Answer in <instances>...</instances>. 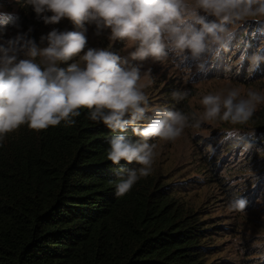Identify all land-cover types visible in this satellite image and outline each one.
Listing matches in <instances>:
<instances>
[{
    "label": "trees",
    "instance_id": "1",
    "mask_svg": "<svg viewBox=\"0 0 264 264\" xmlns=\"http://www.w3.org/2000/svg\"><path fill=\"white\" fill-rule=\"evenodd\" d=\"M258 23L253 32L256 37H252L253 33L249 37L236 33L246 42H234L227 55L232 58L235 53L231 67L240 59V72H253V77L258 75L253 55L264 56V20ZM86 26L88 47L121 52L123 41L111 43L106 31L97 35L95 25ZM59 27L60 23L44 24L25 0H0V43L28 33L30 28L29 36L39 43L41 35ZM59 29L78 30L69 21ZM228 49L222 50L224 56ZM234 49L239 52L238 59ZM76 60L78 57L60 66L66 68ZM259 65L264 73V59ZM226 71L224 68L223 73ZM167 97L170 105L156 104L148 97L146 115L153 116L156 109L181 111L193 124L188 98L177 100L173 93ZM80 112L72 126L62 121L58 126L36 131L25 124L0 142V264H227L229 260L223 258L228 252L223 247L227 238L225 220L212 218L229 208L226 190L223 197L227 206L218 204L219 197L208 195L209 189L202 190V197H193L199 192L189 189L187 183L191 180L178 181L164 174L161 161L156 160L162 139L152 138L149 143L156 144V148L151 174L117 197L115 184L120 170L139 165L111 162L107 158L109 142L119 134L133 141L138 137L131 126L126 133L113 132L89 119L87 109ZM244 124L255 131V137L259 136L260 141L250 143L259 144L264 159V112ZM229 131L227 137L231 136ZM240 143L228 149L239 145L243 148ZM251 144L244 148H251ZM202 163L198 162L200 170L211 171ZM221 180L210 173L206 181H217L214 189L220 191L225 187ZM206 209L211 210L207 213ZM213 257L217 258L211 260Z\"/></svg>",
    "mask_w": 264,
    "mask_h": 264
},
{
    "label": "clouds",
    "instance_id": "2",
    "mask_svg": "<svg viewBox=\"0 0 264 264\" xmlns=\"http://www.w3.org/2000/svg\"><path fill=\"white\" fill-rule=\"evenodd\" d=\"M38 19L46 25L69 20L78 30L53 28L41 35L40 42L20 33L0 43V142L27 125L44 130L76 123L80 109L88 118L101 122L113 132L126 133L131 126L138 139L115 135L110 140L107 158L139 167L121 169L115 184L117 197L152 172L156 144L152 138L174 140L187 126L189 116L181 111L156 109L146 115L148 97L139 81L141 64L122 62L110 48L88 47L86 25H95L96 34L110 29L111 41H126L134 50L133 60L149 57L160 60L170 54L177 67L188 59L205 70L206 54L218 57L234 33L231 25L248 17H264V0H25ZM50 13V15H49ZM23 57V58H21ZM74 57L68 67L61 63ZM264 56L254 54L258 66ZM189 95L187 90L174 92L177 100ZM264 95L249 90L229 88L226 95L208 94L202 98L201 121L221 119L233 124L245 123L254 114ZM141 127V122H145ZM246 199L234 198L229 207L242 211ZM264 248V244H254ZM264 260V252L258 254Z\"/></svg>",
    "mask_w": 264,
    "mask_h": 264
},
{
    "label": "rangeland",
    "instance_id": "3",
    "mask_svg": "<svg viewBox=\"0 0 264 264\" xmlns=\"http://www.w3.org/2000/svg\"><path fill=\"white\" fill-rule=\"evenodd\" d=\"M14 8L16 9V7ZM256 20L261 22L264 17H248L232 24L231 29L234 35L225 48H229L226 56L223 55L225 49L220 51L216 58H213L211 54H206L203 58L205 61L204 71H201L197 67V62L192 59H188L177 67L178 61L174 60L171 54L160 60L152 57L142 62L133 60L131 52L134 49L126 41H123L119 48L121 49L119 55L123 57V62L141 64L142 79L139 83L145 86L143 91L147 97L151 98L150 101L154 100L159 105H170L167 95L174 93L173 90H187L189 93L186 98L189 101L191 118L194 123L189 124L188 122L187 129L185 127L180 136L174 140L162 139L158 144L159 154H157L156 160L159 158L158 163L161 161L163 172L167 174V178L176 177L178 181L191 180L187 186L189 189L199 192L195 193L193 197H197V194L202 197V190L209 189L208 195L219 197V205L225 204L223 190H226L225 198L229 199V203L234 198L246 199L244 210L237 211L229 207L212 216L213 221L225 220L224 227L227 228L225 229L227 238L223 247L228 252L225 251L223 258L229 260L227 264H264V260H261L258 255L264 252V248L254 246L257 243L264 244V159L258 148L259 144L256 145L254 142L252 145L250 143V140L258 139L260 141V138L254 136L255 131L247 128V124L242 123L240 127H234L231 126L233 123L225 124L219 118L201 121L199 127H196V119H193V115L195 114L197 119L203 115L204 107L201 101L205 95H226L229 88L239 89L241 97H246L250 89L264 95V73L260 71L261 65H254V72L258 71V75L253 77V72L249 74L240 72L242 65L240 59L234 63L233 67L235 66V68L231 67L232 59L236 57L235 53L232 58L227 56L231 49L233 50L234 42L241 41L240 45L242 42H246V40L238 38V33L242 32L249 37L255 27L259 26L258 22H254ZM66 21L69 20H62L60 27ZM104 31L108 33L109 37L110 29H104ZM252 37H256V32L252 34ZM109 41L116 42L110 39ZM234 50L237 53V50ZM238 57L239 52L237 59ZM237 63L240 65L239 68ZM224 68H227L226 73H223ZM253 69L252 67L251 70ZM246 71L248 72L247 69ZM231 75L233 77H228ZM249 75H251L250 78H248ZM263 112L264 102H261L250 119L257 118ZM228 131L230 137L226 136ZM238 141H241L240 144H243V148H240L239 145L235 149H228ZM248 143L252 147L246 150L244 147ZM198 162L209 166L208 170L211 171L200 170ZM210 173L215 176L217 181L219 179H222L221 182L225 181V187H220V191L214 189L217 181L214 182L215 184L206 181L210 178ZM210 200L211 198L207 200L206 206L210 204ZM226 204L224 206H227ZM210 210L206 209V212L208 213ZM219 215L221 218H218ZM216 258L213 257L211 260ZM212 262L215 264V261Z\"/></svg>",
    "mask_w": 264,
    "mask_h": 264
}]
</instances>
